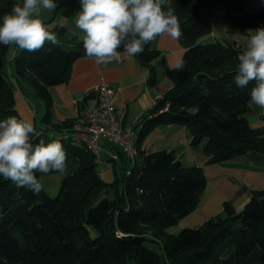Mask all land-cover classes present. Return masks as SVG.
<instances>
[{
	"label": "trees",
	"instance_id": "obj_1",
	"mask_svg": "<svg viewBox=\"0 0 264 264\" xmlns=\"http://www.w3.org/2000/svg\"><path fill=\"white\" fill-rule=\"evenodd\" d=\"M55 2L65 18L80 11L79 0ZM247 3L171 0L185 51L181 67L170 66L153 41L138 54L150 68L151 85L157 84L156 64L173 82L145 117L138 145L154 127L174 123L190 129L193 146L207 139V164L251 151L264 154V128L252 126L247 116L255 82L245 88L235 83L238 55L245 48L199 42L212 31L213 11L223 5L230 24L263 26L264 6L250 12ZM14 4L22 0H0V22ZM48 29L57 34L59 46L47 42L36 52L17 49L10 59L12 49L0 44V121L23 118L16 109L13 77L24 90L30 85L45 103L43 120L51 126H35L40 135L33 142L62 143L65 176L55 196L44 187L35 194L0 177V264H264V189L252 190L241 209L226 201L223 211L203 224L169 233L168 228L200 203L207 186L201 165H185L174 149L145 151L138 146L135 162L119 153L122 171H115L109 183L86 144L63 137L74 117L58 123L47 119L53 106L51 87L68 82L74 62L86 55L82 41L69 35L64 24Z\"/></svg>",
	"mask_w": 264,
	"mask_h": 264
},
{
	"label": "crops",
	"instance_id": "obj_2",
	"mask_svg": "<svg viewBox=\"0 0 264 264\" xmlns=\"http://www.w3.org/2000/svg\"><path fill=\"white\" fill-rule=\"evenodd\" d=\"M247 2V10L250 12L264 6V0H247ZM78 14L79 12L70 18L64 17L60 22L66 26L69 35L79 38L78 30L74 28ZM211 20L212 31L201 37L200 43L231 42L245 48L242 35H246L249 29L264 27L263 25L246 28L230 24L225 5L213 11ZM153 44L164 54L170 66L175 67L181 64L185 47L179 39L173 40L167 36L157 37ZM16 51L17 49L11 50L10 59ZM155 69L157 84L151 85L150 68L140 62L138 55L131 59L122 57L121 61L113 62L106 68L98 67L94 60L87 56L80 57L72 66L70 80L51 87L53 106L47 119L51 123L62 122L73 118L80 109L93 107L96 96L92 92L104 81L109 83L117 93V115L125 124L133 125L139 131L157 99L173 86L172 80L164 74L160 64H156ZM14 87L16 109L21 116L31 119L36 127L51 129L50 124L43 120L47 110L45 103L43 101L38 103V99L34 101L32 87L25 84V91L18 82H14ZM263 114L264 109L250 103L247 116L252 126L264 128ZM55 133L59 134V132ZM206 142L207 139H204L199 145L193 146L190 129L186 125L173 123L159 124L154 127L143 136L139 144L145 151L174 149L185 165H201L204 169L207 186L198 207L181 218L176 225L168 228L169 233H176L183 227H196L203 224L221 213L226 201L232 203L237 209H241L248 201L252 190L264 189V154L251 151L221 163L207 164V155L203 149ZM112 152L119 154L120 146L106 147L105 157L109 158V153ZM122 166L123 163L120 160L113 162L112 165H100L102 178L106 182H112L116 175L115 171H122ZM61 174L55 172L43 176V182L52 193L61 184Z\"/></svg>",
	"mask_w": 264,
	"mask_h": 264
},
{
	"label": "clouds",
	"instance_id": "obj_3",
	"mask_svg": "<svg viewBox=\"0 0 264 264\" xmlns=\"http://www.w3.org/2000/svg\"><path fill=\"white\" fill-rule=\"evenodd\" d=\"M79 3L74 28L85 55L98 67L106 68L122 57L131 59L141 54L144 46L157 37L178 40L182 35L171 0H79ZM56 7L55 0H22V4H14L0 22V44L28 52L40 51L47 42L59 46L57 34L49 31L41 18L43 10L51 12ZM242 39L245 50L238 55L235 83L245 88L255 82L250 91L251 102L264 109V27L249 29ZM39 135L31 119L10 116L0 121V177L35 194L43 190V176L63 173L67 166L62 143L57 139L34 143L32 138ZM37 173L42 176L38 178Z\"/></svg>",
	"mask_w": 264,
	"mask_h": 264
},
{
	"label": "built area",
	"instance_id": "obj_4",
	"mask_svg": "<svg viewBox=\"0 0 264 264\" xmlns=\"http://www.w3.org/2000/svg\"><path fill=\"white\" fill-rule=\"evenodd\" d=\"M94 93V106L80 109L74 116L71 131L63 137L73 136L82 140L94 153L99 166L119 161L120 156L116 152L109 153V158L105 157L106 147L112 145L120 146L124 157L135 162L139 152V134L133 125L125 124L117 115L116 91L109 83L102 81L95 87Z\"/></svg>",
	"mask_w": 264,
	"mask_h": 264
},
{
	"label": "rangeland",
	"instance_id": "obj_5",
	"mask_svg": "<svg viewBox=\"0 0 264 264\" xmlns=\"http://www.w3.org/2000/svg\"><path fill=\"white\" fill-rule=\"evenodd\" d=\"M41 18H42V20H43L44 22H45V21H49V20H53L52 22L47 23L46 26H48V27H54L55 25L63 24V23H61L60 21H61V19L63 20L64 16H63V14H62L61 12L58 13L56 10H53V11H51V12L46 11V10H43V11L41 12ZM71 36H73V35H71ZM13 80H14V82H17V80H16L15 77H13ZM33 99H34V101L36 102V100H37L38 98L35 97V96H33ZM40 101H41L40 99L37 100L38 103H39ZM44 105H45V104H44ZM45 107H46V106H45ZM61 176H62V179H63V177L65 176V174L62 173ZM61 182H62V180H61ZM43 184H44V188H45V190L48 192V194H50L51 196H55V195L58 194L59 189H60V186L56 189V191H54L55 193H54V192L52 193V191H49V189H47V186H46V184H45L44 182H43ZM60 185H61V184H60Z\"/></svg>",
	"mask_w": 264,
	"mask_h": 264
}]
</instances>
